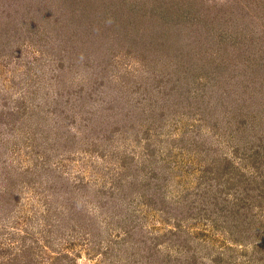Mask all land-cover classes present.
Wrapping results in <instances>:
<instances>
[{
  "label": "rangeland",
  "instance_id": "rangeland-1",
  "mask_svg": "<svg viewBox=\"0 0 264 264\" xmlns=\"http://www.w3.org/2000/svg\"><path fill=\"white\" fill-rule=\"evenodd\" d=\"M262 3L0 0V264H264Z\"/></svg>",
  "mask_w": 264,
  "mask_h": 264
},
{
  "label": "trees",
  "instance_id": "trees-1",
  "mask_svg": "<svg viewBox=\"0 0 264 264\" xmlns=\"http://www.w3.org/2000/svg\"><path fill=\"white\" fill-rule=\"evenodd\" d=\"M261 6L264 9V3H262ZM30 11H31V9H30ZM26 15H28V13ZM4 18H5V20H8V21L3 22V23L2 22L0 23V50H3V49L8 48L9 45H10V19H9L10 18V14H7L6 13V16L4 15ZM80 94H81V92H80ZM75 96H79V94L74 92L73 93V97H75ZM259 143L262 146V149L264 151V138H262L261 136L259 138ZM257 151H259V150H257ZM261 155H262V157L260 158V168H261V171H262L261 178L259 180H256L255 179V184H251V185H249L248 188H244V187L241 186L243 184L238 183L237 181L234 184L232 183L231 188L235 185V188L237 186L238 189L241 190L240 189V186H241L242 188H244L242 190V192H245V195L238 194L239 200L238 201H235L237 204H240L242 201H243V203H242L243 205L247 204L246 203V196L247 195H250L251 196V199H253L254 201H256V203L252 204L251 206L258 205L259 208H263L264 207V153H262ZM215 158L216 157L214 156L212 159L214 160ZM207 170L208 171H211V174L212 175H215L216 179H218V177L219 178L221 177V176H218V174L221 171L225 173V171L222 168H221V171L220 172H215V171L213 172V170L211 169V167L208 166L207 167ZM221 174H223V173H221ZM146 176L147 177H145V179L143 178L144 181H140L139 182V183H142L140 186H142V185L144 186L145 185L146 187H149L151 185V183H153L152 180L155 177L156 178H159V177H157L156 172H153V173H150V174H146ZM154 182L155 183H160V182H157V181H154ZM136 183H138V182H136ZM136 183H134V184H136ZM139 189H142V187H140ZM148 192H150V190L147 191V192L143 190L141 192V196H143V197H146V196H149V197L150 196H154L153 193H151V192L148 193ZM239 193H241V191H239ZM236 195H237V193H233V197H235ZM256 195H258L260 198H257L256 199ZM150 202L154 204V198H152V201H150ZM233 214H231V215H233ZM204 216L207 219L209 218L211 220H214V225L217 226V227H220V223L223 224V222H224V221L223 222L220 221V223H219L218 222L219 221L218 220L219 215L218 216H213L212 213L207 212V211H205ZM246 217H247V215H246ZM226 219L227 218H225V220ZM245 219L247 220V221H245V223L249 227L252 224V222H253V217H250L249 219H247V218H245Z\"/></svg>",
  "mask_w": 264,
  "mask_h": 264
}]
</instances>
